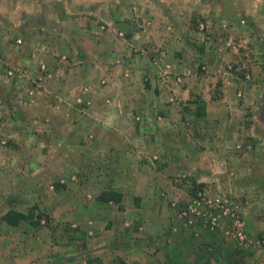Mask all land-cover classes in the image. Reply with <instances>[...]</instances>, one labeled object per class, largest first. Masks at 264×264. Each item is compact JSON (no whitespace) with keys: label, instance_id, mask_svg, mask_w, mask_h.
<instances>
[{"label":"crops","instance_id":"obj_1","mask_svg":"<svg viewBox=\"0 0 264 264\" xmlns=\"http://www.w3.org/2000/svg\"><path fill=\"white\" fill-rule=\"evenodd\" d=\"M223 21L253 46L216 53ZM0 101V264H264V244L183 228L161 198L217 182L264 241V0H0Z\"/></svg>","mask_w":264,"mask_h":264},{"label":"built area","instance_id":"obj_2","mask_svg":"<svg viewBox=\"0 0 264 264\" xmlns=\"http://www.w3.org/2000/svg\"><path fill=\"white\" fill-rule=\"evenodd\" d=\"M143 27L146 29L150 26V20H143ZM214 23L209 19H200L196 22V30L198 31L201 41L205 43L211 42L212 39V29ZM221 29L226 31L224 35L223 44L214 45L213 50L216 53H221L224 51H238L240 49H248L252 47L251 39L246 36H236L234 34L235 25H230L227 22L223 21L220 23ZM102 29H105L102 26ZM172 30L171 26L166 27V31L170 32ZM119 37H123L122 32L118 33ZM22 45L21 39H16L11 43V50L13 52L19 51ZM209 50V49H208ZM133 53L137 56H144L147 54L145 48H134ZM42 48L39 47V44L35 45L32 50V58L34 61H38L39 57L42 55ZM162 55V54H161ZM121 59L114 61L116 64H120ZM113 63V64H114ZM40 71L44 72V78H50V74L46 72V67L43 64H40ZM166 70V75L172 74L173 69L168 65H164ZM190 71H186L185 75H189ZM5 77L7 80L16 78L20 81H26L25 74L21 69L9 68L5 72ZM124 77H128V74L125 73ZM175 81L181 83L182 78L176 76ZM246 79H249V75H246ZM100 85L102 89H93L92 87L84 86L80 94L74 99L75 103L82 106H90L91 100L88 97V93H100L102 94L104 89L107 87L106 80H100ZM28 96H33L34 90L32 88L26 87L25 93ZM242 93L238 91L236 93V98H241ZM22 98L20 95L19 100ZM174 98H169L168 102H173ZM109 102V100H106ZM1 105V101H0ZM226 109L231 115H236L233 112V107L227 103ZM157 121H160L161 118L158 116ZM153 123V121H152ZM7 145L6 137L0 140V150ZM234 149L239 150L240 145L236 144ZM156 157H152L151 160H156ZM181 180L187 179V175H180ZM52 186H50V189ZM193 194L189 196L184 205H180L178 200H169V206L173 209V220L178 222L183 228H192L195 225H199L201 228L208 232L221 231L223 235L231 240H233L236 245L246 252H254L261 249L264 244V241L258 240L254 237H251L246 232V221L245 213L247 208L251 205L249 199H243L238 195L223 191L218 183L215 184H206L204 186L195 187L193 189ZM161 198L168 200V197L164 192H161ZM40 223L44 225L46 223L45 218H43ZM75 227V225H72ZM176 228H174L175 230Z\"/></svg>","mask_w":264,"mask_h":264},{"label":"rangeland","instance_id":"obj_3","mask_svg":"<svg viewBox=\"0 0 264 264\" xmlns=\"http://www.w3.org/2000/svg\"><path fill=\"white\" fill-rule=\"evenodd\" d=\"M248 50H249V48H248ZM42 77H44V72H42ZM89 87V86H88ZM8 138H9V135L7 136ZM7 137H6V139H7ZM1 152L3 151V150H0ZM50 186H52V184L50 185ZM165 194H166V196L168 197V200H173V198H170L169 196H168V193H166V192H164ZM174 200H178V199H176L175 197H174ZM163 201H164V199H163ZM73 227V226H72ZM75 228V227H74ZM138 232H141V231H139L138 230Z\"/></svg>","mask_w":264,"mask_h":264},{"label":"trees","instance_id":"obj_4","mask_svg":"<svg viewBox=\"0 0 264 264\" xmlns=\"http://www.w3.org/2000/svg\"><path fill=\"white\" fill-rule=\"evenodd\" d=\"M193 191L194 190H192V193L191 194H193ZM9 216H11L10 214H8L7 216H6V218H5V220L7 221V222H11L10 220H9ZM48 220V219H47ZM48 222V221H47ZM39 223V222H38ZM46 224V223H45ZM121 264H123V263H121Z\"/></svg>","mask_w":264,"mask_h":264}]
</instances>
